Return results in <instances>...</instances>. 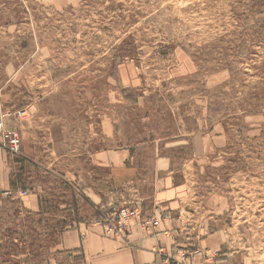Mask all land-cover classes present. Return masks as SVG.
Returning <instances> with one entry per match:
<instances>
[{"label":"rangeland","instance_id":"374dc122","mask_svg":"<svg viewBox=\"0 0 264 264\" xmlns=\"http://www.w3.org/2000/svg\"><path fill=\"white\" fill-rule=\"evenodd\" d=\"M0 108L21 135L19 153L1 145L9 172L21 159L42 205L26 213L21 198L0 196V264H85L64 246L72 226L106 228L100 214L120 207L143 213H94L57 175L30 170V123L39 140L59 124L81 158L127 146L149 172L156 152L169 156L184 184L185 247L216 233L208 263L264 264V0H0ZM194 121L213 130L203 153L187 132ZM197 253L176 257L191 264Z\"/></svg>","mask_w":264,"mask_h":264},{"label":"crops","instance_id":"0c3cea01","mask_svg":"<svg viewBox=\"0 0 264 264\" xmlns=\"http://www.w3.org/2000/svg\"><path fill=\"white\" fill-rule=\"evenodd\" d=\"M34 133L30 123L23 147L29 169L38 165L43 168L42 171L57 175V179L64 184V191L71 192L77 200L75 203L78 204V195H81L94 213L106 212L115 205L139 206L143 215L158 221L155 232L143 233L138 220L131 219L128 229L120 235L107 233L101 223L95 222L97 219L75 224L65 234L67 237L63 243L79 257L80 263L170 264L171 260H176L182 264L176 257L179 251L198 250L192 256L191 264H210V253L214 248L212 238L216 233L199 239L193 247H185L180 239L182 228L176 221L175 212L179 210L184 184L177 179L171 158L156 152L153 165L147 169L149 177L146 178L145 168L141 167L127 146L114 150H86L84 153L87 156L81 158L82 154L73 137L59 124L49 126V130L43 132L46 140L36 139ZM190 133L194 137L193 143L190 139L186 143H192L194 151L198 153H203L207 148L203 141L214 135L212 129L199 132L197 129ZM36 156L39 157L34 159ZM50 161V165H47ZM49 166H54L56 171ZM27 167L24 166L27 188H11L6 156L0 145V196L21 198L25 212L33 213L42 206L41 196ZM18 190H24L25 194L18 195ZM65 202L61 206L69 205ZM214 250L219 252L221 248ZM232 261L227 255L216 258L214 264H232Z\"/></svg>","mask_w":264,"mask_h":264},{"label":"built area","instance_id":"2783aa9c","mask_svg":"<svg viewBox=\"0 0 264 264\" xmlns=\"http://www.w3.org/2000/svg\"><path fill=\"white\" fill-rule=\"evenodd\" d=\"M24 110L14 111V116H21L24 114ZM7 114L0 112V145L6 148L11 153H19L20 151V139L21 135L16 128H8L6 125ZM25 194L22 190L20 195ZM136 208L120 207L119 209L112 210L105 215L100 214L99 219L106 225V232L112 233H124L129 227V221L131 219H139V228L143 233H153L158 226L157 220H149L142 216ZM181 254V253H180ZM183 255V254H182Z\"/></svg>","mask_w":264,"mask_h":264},{"label":"trees","instance_id":"16d2710c","mask_svg":"<svg viewBox=\"0 0 264 264\" xmlns=\"http://www.w3.org/2000/svg\"><path fill=\"white\" fill-rule=\"evenodd\" d=\"M123 92H126V91H123ZM125 98L126 99H131L129 95H125ZM183 119L186 121L187 117H184ZM194 124H195V127L192 128V129H187V132L190 133V132H193V131L197 130V124H196L195 121H194ZM187 146H189V144H186V145H178L177 147H174V148L175 149H178L177 151H179V150H183V149L187 148ZM174 148H170V150L173 151ZM16 159H20V158L19 157H16ZM17 163L20 164V167L17 170L18 173L15 175V177H14V173L11 172L9 174V183H10V186L13 189H16V188L26 189L27 187H26V185L24 183V181H26V176L24 174V167L22 165L21 159L20 160H17ZM145 173L146 174H144V175L146 177H149L148 172L145 171Z\"/></svg>","mask_w":264,"mask_h":264}]
</instances>
